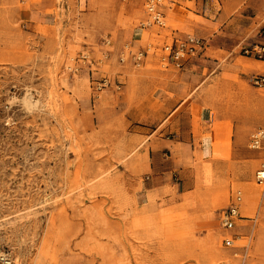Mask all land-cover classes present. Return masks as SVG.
Wrapping results in <instances>:
<instances>
[{"label": "rangeland", "instance_id": "1", "mask_svg": "<svg viewBox=\"0 0 264 264\" xmlns=\"http://www.w3.org/2000/svg\"><path fill=\"white\" fill-rule=\"evenodd\" d=\"M129 1L0 0V264H242L243 247L246 264H264V152L249 149L264 90L255 74L121 65L127 33L147 21ZM175 100L191 106L199 141L150 170L159 133L142 134V122ZM156 179L166 188L144 196ZM239 191L246 220L227 249L221 217Z\"/></svg>", "mask_w": 264, "mask_h": 264}, {"label": "crops", "instance_id": "2", "mask_svg": "<svg viewBox=\"0 0 264 264\" xmlns=\"http://www.w3.org/2000/svg\"><path fill=\"white\" fill-rule=\"evenodd\" d=\"M136 1L138 0H133ZM139 1L144 8V1ZM165 15V29L156 26L143 28L142 25L141 30L127 33L131 41L125 43L126 46L138 51L153 47L154 55L146 58L144 68L157 66L164 44L174 41L175 38L191 35L206 42L205 52L186 64L180 73L199 78V75L208 71L207 80L212 81L226 74L231 78L242 79H247L246 77L253 74L258 75V62L264 64V61L246 58L241 55V50L245 46L258 43L260 29L264 28V0H180L178 4L166 9ZM139 31L148 33L144 45H141L143 38L137 41ZM245 66L251 69H246ZM168 105L170 109L167 113L146 118L140 128L141 133L147 136L153 137L159 133V137L151 143L150 149L156 162L150 165V170L159 167V157L166 149H194L199 141L194 123L196 116L191 106L187 105V100H175L165 104ZM199 115L202 121L200 135H210L211 131L205 128L210 122V117L204 112ZM212 139L206 140V144H202L201 148L212 149ZM165 188L166 186L156 179L146 184L141 193L148 197V194Z\"/></svg>", "mask_w": 264, "mask_h": 264}, {"label": "built area", "instance_id": "3", "mask_svg": "<svg viewBox=\"0 0 264 264\" xmlns=\"http://www.w3.org/2000/svg\"><path fill=\"white\" fill-rule=\"evenodd\" d=\"M128 0H123L127 2ZM143 6L145 14L147 16V21L143 28H150L156 26L162 29L167 28V21L165 10L169 9L179 3L180 0H143ZM107 46L111 45V41H105ZM206 48V42L196 36H184L175 38L174 41L164 44L161 48V54L158 57L159 66L162 69L168 70L170 68L181 71L185 68L186 64L192 61L194 58L199 57L204 54ZM130 46H126L125 50L119 57V63L125 65L129 61L132 62L135 68H141L144 65L146 58L154 53L153 47H148L145 51H139L133 53ZM241 55L254 59L257 61H264V42L254 43L245 46L241 50ZM89 56H82L84 61H87ZM252 87L259 90H264V74L254 75L250 79ZM110 85L108 79H102L98 84V91H103L107 89ZM249 149L254 152H264V130L254 131L249 140ZM255 183L259 187L264 188V161L255 173ZM243 206V194L242 192H237L235 198L223 213L221 217V228L225 233V238L223 240L224 247L227 249H236L235 243L238 241L236 239V231L238 229V223L242 222L244 219L241 216V209ZM246 250L244 254V261L242 264H246L245 257L247 255V247H243Z\"/></svg>", "mask_w": 264, "mask_h": 264}, {"label": "bare ground", "instance_id": "4", "mask_svg": "<svg viewBox=\"0 0 264 264\" xmlns=\"http://www.w3.org/2000/svg\"><path fill=\"white\" fill-rule=\"evenodd\" d=\"M259 69V68H258ZM0 260L1 261H5V259H4V257L2 256V257H0Z\"/></svg>", "mask_w": 264, "mask_h": 264}]
</instances>
